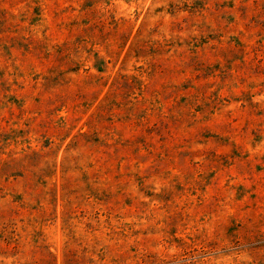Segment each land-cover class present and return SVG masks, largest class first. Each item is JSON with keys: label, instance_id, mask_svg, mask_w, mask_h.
Wrapping results in <instances>:
<instances>
[{"label": "rangeland", "instance_id": "374dc122", "mask_svg": "<svg viewBox=\"0 0 264 264\" xmlns=\"http://www.w3.org/2000/svg\"><path fill=\"white\" fill-rule=\"evenodd\" d=\"M0 264H264V0H0Z\"/></svg>", "mask_w": 264, "mask_h": 264}]
</instances>
